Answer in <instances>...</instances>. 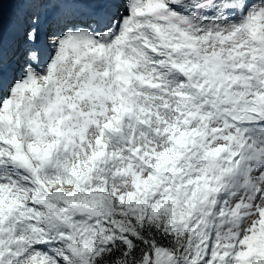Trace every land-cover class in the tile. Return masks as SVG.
<instances>
[{
    "label": "snow or ice",
    "instance_id": "6c2138e0",
    "mask_svg": "<svg viewBox=\"0 0 264 264\" xmlns=\"http://www.w3.org/2000/svg\"><path fill=\"white\" fill-rule=\"evenodd\" d=\"M0 264H264V0H0Z\"/></svg>",
    "mask_w": 264,
    "mask_h": 264
}]
</instances>
